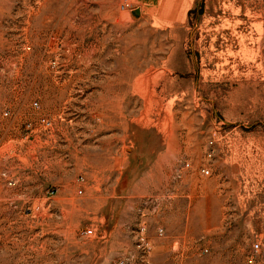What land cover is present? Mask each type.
I'll return each mask as SVG.
<instances>
[{
	"label": "rangeland",
	"instance_id": "1",
	"mask_svg": "<svg viewBox=\"0 0 264 264\" xmlns=\"http://www.w3.org/2000/svg\"><path fill=\"white\" fill-rule=\"evenodd\" d=\"M0 264H264V0H0Z\"/></svg>",
	"mask_w": 264,
	"mask_h": 264
},
{
	"label": "built area",
	"instance_id": "2",
	"mask_svg": "<svg viewBox=\"0 0 264 264\" xmlns=\"http://www.w3.org/2000/svg\"><path fill=\"white\" fill-rule=\"evenodd\" d=\"M34 103L36 104V102H34ZM41 120H42L44 123H48V122H49V120L46 119L45 117H42ZM201 171H202L203 173H209V168L203 166V167H201ZM10 183H11V182H10ZM91 232H92V228H90V227H88V228H84V229H81V230H80V234H82V235H88V234H90ZM144 245H146V246L149 247V245L147 244V242H144ZM253 247H254V249H256V248L258 247V242H255V243L253 244Z\"/></svg>",
	"mask_w": 264,
	"mask_h": 264
}]
</instances>
